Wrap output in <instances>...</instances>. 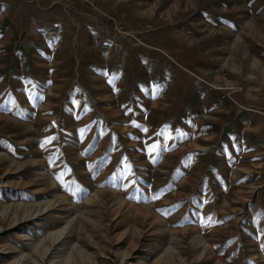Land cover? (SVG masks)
<instances>
[{
    "label": "rangeland",
    "instance_id": "1",
    "mask_svg": "<svg viewBox=\"0 0 264 264\" xmlns=\"http://www.w3.org/2000/svg\"><path fill=\"white\" fill-rule=\"evenodd\" d=\"M0 264H264V0H0Z\"/></svg>",
    "mask_w": 264,
    "mask_h": 264
},
{
    "label": "snow or ice",
    "instance_id": "2",
    "mask_svg": "<svg viewBox=\"0 0 264 264\" xmlns=\"http://www.w3.org/2000/svg\"><path fill=\"white\" fill-rule=\"evenodd\" d=\"M113 79H115V77H113ZM110 83L112 82L111 80L109 81ZM158 87L159 86H157V90L156 91H158ZM41 99H42V97H40ZM133 123H135V121H133ZM145 131H146V129H145ZM158 135H160V134H158ZM153 149H155L156 147H157V145H155V144H153L152 146H151ZM126 159V158H125ZM130 167V166H129ZM113 175H115V174H113ZM209 220L211 219L210 217L208 218Z\"/></svg>",
    "mask_w": 264,
    "mask_h": 264
}]
</instances>
